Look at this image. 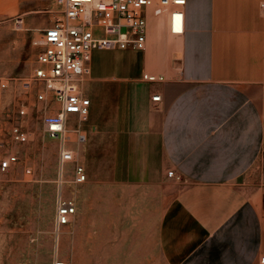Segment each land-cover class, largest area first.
<instances>
[{"label": "crops", "instance_id": "crops-1", "mask_svg": "<svg viewBox=\"0 0 264 264\" xmlns=\"http://www.w3.org/2000/svg\"><path fill=\"white\" fill-rule=\"evenodd\" d=\"M45 1L0 0V19ZM261 1L186 0L184 31L160 54L153 44L145 52L96 50L79 87L89 115L69 121L86 135V173L95 167L104 176L98 183L143 185L146 199L148 185L161 192L165 264H261L264 257ZM52 20L33 28L25 20V27L43 35ZM147 73L165 81L146 82Z\"/></svg>", "mask_w": 264, "mask_h": 264}, {"label": "rangeland", "instance_id": "rangeland-1", "mask_svg": "<svg viewBox=\"0 0 264 264\" xmlns=\"http://www.w3.org/2000/svg\"><path fill=\"white\" fill-rule=\"evenodd\" d=\"M41 1L25 0L34 4ZM10 2L14 5L17 0ZM45 3L0 19V134L7 143L3 146L0 143V159L9 154L18 157V163L9 172H0V264H165L158 231L168 201L153 185H148L146 199L143 185L98 183L103 173L98 175L97 168L86 166L87 182L74 186L70 184L74 163H69L61 194L73 199L78 213L71 225L56 230L58 156L62 141L47 136L46 120L60 113L51 91L58 84L33 80L41 64L32 40L42 33L27 31L26 27L19 30L13 22L14 15L23 14L28 27L45 26L49 18L61 12L56 0ZM146 12L147 15L149 12L148 47L153 44L160 54L162 43L171 40L169 9L156 3ZM37 18L41 22H30ZM82 84L76 81L75 90L83 92L79 88ZM40 95H44V100L39 99ZM22 105L26 109L24 116L19 115ZM16 124L27 132V143L7 140V133ZM77 129L79 123L70 121L66 131L70 141L66 145L74 150L76 161L85 164L87 142L77 141ZM172 172L175 175L172 179L180 182L181 177Z\"/></svg>", "mask_w": 264, "mask_h": 264}, {"label": "built area", "instance_id": "built-area-1", "mask_svg": "<svg viewBox=\"0 0 264 264\" xmlns=\"http://www.w3.org/2000/svg\"><path fill=\"white\" fill-rule=\"evenodd\" d=\"M169 9L167 15L168 32L171 36L181 35L184 31V7L186 0H56L61 12L53 17L51 25L43 31L40 39L32 44L39 49L38 62L33 80L45 84H58L51 87L56 102L60 106L57 117L46 120V133L50 139H60L58 168L59 195L56 202L55 227L59 231L71 225L78 213L73 199L61 194L63 175L69 163H74L71 183L78 186L87 182V173L82 163L76 161L74 150L66 142L67 126L70 117L75 115L80 121L87 119L90 111V99L81 90H75L74 83L82 81L90 72L89 63L96 50H131L145 52L148 47L149 27L146 10L154 4ZM260 11L264 17V0L260 2ZM149 13V12H148ZM17 29L25 30L24 15L13 18ZM143 79L149 83H161L165 77L147 73ZM44 100V95L39 96ZM153 102L161 100L160 95ZM26 114L22 105L20 116ZM77 141L84 143L86 135L76 130ZM0 134L1 145H6ZM9 143L25 144L28 134L21 125H14L7 133ZM18 163V157L9 154L0 159V172L7 173ZM30 173V169L27 170ZM174 177V172H169ZM57 264H64L63 262ZM264 264V257L261 259Z\"/></svg>", "mask_w": 264, "mask_h": 264}]
</instances>
